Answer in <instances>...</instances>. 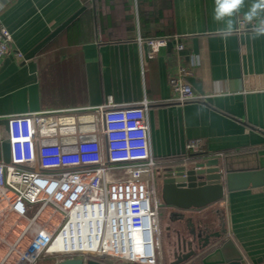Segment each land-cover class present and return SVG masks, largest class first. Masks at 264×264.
I'll return each instance as SVG.
<instances>
[{"label":"crops","instance_id":"obj_1","mask_svg":"<svg viewBox=\"0 0 264 264\" xmlns=\"http://www.w3.org/2000/svg\"><path fill=\"white\" fill-rule=\"evenodd\" d=\"M252 2L246 0L242 11ZM149 4L0 0V20L11 36L0 60L1 162H9L5 117L93 108L111 97L117 107L148 102L150 149L159 175L167 166L192 167V161H183L192 139L200 141L196 157L226 153L222 168L226 163L237 170L264 168V36L253 39L251 25L222 35L213 20L214 0H158L153 19L159 10V20L145 27L139 13L151 12ZM159 33L185 43L181 61L194 62L189 83L202 99L171 101L173 43L151 54L142 37ZM199 212L207 226L222 225V239L231 241L244 264L264 261V186L225 192L219 203Z\"/></svg>","mask_w":264,"mask_h":264},{"label":"built area","instance_id":"obj_2","mask_svg":"<svg viewBox=\"0 0 264 264\" xmlns=\"http://www.w3.org/2000/svg\"><path fill=\"white\" fill-rule=\"evenodd\" d=\"M10 41L0 20V60ZM169 42L177 60L169 77L171 101L202 99L189 83L194 62L181 61L186 49L181 37L145 41L151 54ZM15 57L22 59L18 52ZM147 108L146 101L117 107L108 97L93 108L5 117L9 162L0 161V264H36L57 255L106 264H163L159 167L151 154ZM185 148L189 156L183 161H193L200 141L189 140ZM84 226L91 229L92 255L51 250L58 239Z\"/></svg>","mask_w":264,"mask_h":264},{"label":"water","instance_id":"obj_3","mask_svg":"<svg viewBox=\"0 0 264 264\" xmlns=\"http://www.w3.org/2000/svg\"><path fill=\"white\" fill-rule=\"evenodd\" d=\"M192 167L183 164L167 166L162 169L159 178V196L164 206L173 207L179 211H200L205 207L219 203L225 195L235 190L248 187L264 186V168L232 169L229 164L223 168L218 157H196L191 162ZM184 216L180 213L179 220ZM192 228V241L187 242L188 250L181 252V257L169 264H244L242 257L235 250L230 240H223L224 230L214 232V240L192 247L195 241V222L191 217L186 219ZM207 223L201 215L197 221ZM186 224V223H185ZM200 234L197 235L199 237ZM210 236V235H209ZM208 238V236L206 237ZM161 252V260H162ZM56 264H103L99 259L71 257L59 260ZM256 264H264L261 259Z\"/></svg>","mask_w":264,"mask_h":264},{"label":"clouds","instance_id":"obj_4","mask_svg":"<svg viewBox=\"0 0 264 264\" xmlns=\"http://www.w3.org/2000/svg\"><path fill=\"white\" fill-rule=\"evenodd\" d=\"M246 0H214L213 20L220 25L222 35H232L241 24L251 25L252 38L264 36V0H253L245 7Z\"/></svg>","mask_w":264,"mask_h":264},{"label":"rangeland","instance_id":"obj_5","mask_svg":"<svg viewBox=\"0 0 264 264\" xmlns=\"http://www.w3.org/2000/svg\"><path fill=\"white\" fill-rule=\"evenodd\" d=\"M158 203L160 204L158 210V229H159V239H160V250L162 252V263L167 264L168 261L172 259L173 253L177 250V240L178 234L176 231L180 232L181 238H188L185 232V223L186 218L191 217L193 221L196 223L197 219L201 216L198 211L189 210V211H180V213L184 216L183 219L178 220L176 218H171V212H177L175 209L165 207L158 195ZM86 243H79L75 245H71L70 248H76L78 251L82 250L80 247L85 248L88 246ZM79 255H74L73 257H78ZM67 256L65 255H57V256H47L41 258L36 264H56L59 260L65 259ZM115 264H126V262L114 260L111 261Z\"/></svg>","mask_w":264,"mask_h":264},{"label":"flooded vegetation","instance_id":"obj_6","mask_svg":"<svg viewBox=\"0 0 264 264\" xmlns=\"http://www.w3.org/2000/svg\"><path fill=\"white\" fill-rule=\"evenodd\" d=\"M167 207V206H165ZM169 208V207H168ZM172 209H175L173 207H170ZM177 212H171V218H176L179 220L180 218V211L175 209ZM187 219V218H186ZM196 229H195V241H193L192 243V247L196 246L197 243L199 242V246H201L202 244L205 243V240H208L209 242L214 240V237H212V234L214 232H220L222 230L221 228V224H219V227L217 229H214L211 227V225H205V224H200L199 222L195 224ZM185 232L188 238H181L180 236V232L177 230L176 233L178 234V240H177V250L173 253L172 259L170 261L167 262V264H169L171 261H175L177 257H181V252L184 253V250L187 251L188 250V245L187 242L192 241V228L191 226L188 225L187 221L185 224ZM200 234L199 237H197V235ZM210 235V236H209ZM208 236V238H206ZM101 261V260H100Z\"/></svg>","mask_w":264,"mask_h":264},{"label":"bare ground","instance_id":"obj_7","mask_svg":"<svg viewBox=\"0 0 264 264\" xmlns=\"http://www.w3.org/2000/svg\"><path fill=\"white\" fill-rule=\"evenodd\" d=\"M90 227H82L80 230H75L73 233H68L67 237H61L58 239L52 246L51 250L59 252L61 254H85V255H92L93 254V247H91V243H89L88 235L90 234ZM159 235V229H158ZM160 241V240H158ZM86 243L88 246L85 248L80 247L82 250H77L75 247L70 248L71 245H75L76 243ZM85 244V245H86Z\"/></svg>","mask_w":264,"mask_h":264},{"label":"trees","instance_id":"obj_8","mask_svg":"<svg viewBox=\"0 0 264 264\" xmlns=\"http://www.w3.org/2000/svg\"><path fill=\"white\" fill-rule=\"evenodd\" d=\"M146 2H149L150 1V6H151V12H146V14L145 15H142V14H140L139 13V18H140V24H142L143 26H147V24H146V21L147 22H158V18H157V16H159V13H158V11H157V15H156V17L153 19V15H154V13H155V9L154 8H156L157 7V3H158V0H145ZM165 35H160V33L159 34H156V35H153V36H147V35H145V34H143L142 35V37L143 38H146L147 40L148 39H155V38H159V37H164ZM103 264H106V262H104V261H101Z\"/></svg>","mask_w":264,"mask_h":264}]
</instances>
